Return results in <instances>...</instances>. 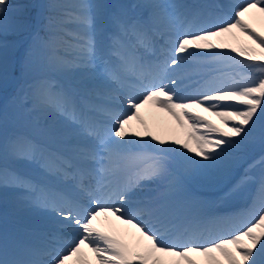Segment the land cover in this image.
I'll return each mask as SVG.
<instances>
[{"label": "snow or ice", "instance_id": "6c2138e0", "mask_svg": "<svg viewBox=\"0 0 264 264\" xmlns=\"http://www.w3.org/2000/svg\"><path fill=\"white\" fill-rule=\"evenodd\" d=\"M209 7L170 0H0V79L18 50L10 34L30 37L21 64L36 73L26 93L36 116L33 132L17 131L14 122L10 128L7 112L0 111V188L21 191L24 208L48 214L38 243L0 229V264H67L82 247L96 264H200L194 257H203V264H264V177L258 215L210 243L199 242V222L176 200V166L197 177L228 175L252 137L258 110L264 116V35L245 19L253 11L264 19V0H236L232 14L220 17ZM235 32L255 47L213 42ZM225 48L243 61L214 51ZM224 59L252 75L220 76L211 67L202 74L205 62ZM74 71L88 81L82 89L49 75ZM148 104L187 126L195 149L187 142L182 148L197 159L155 135L145 133L159 147L126 130ZM260 138L264 142V131ZM21 163L72 181V194L37 181ZM102 216L135 229L142 250L98 227ZM65 233L71 239L63 240Z\"/></svg>", "mask_w": 264, "mask_h": 264}, {"label": "rangeland", "instance_id": "374dc122", "mask_svg": "<svg viewBox=\"0 0 264 264\" xmlns=\"http://www.w3.org/2000/svg\"><path fill=\"white\" fill-rule=\"evenodd\" d=\"M170 0V2H176V3H182V4H189L190 2L195 3L197 2V4L195 5H204L205 2L209 3L210 5H214L216 3L215 0ZM122 2H126L125 0H106V3L109 4H119ZM236 2V0H235ZM213 12H217L219 13V17L222 16V10H213ZM213 17H217L215 15V13H212ZM245 19L253 26L255 25L258 29H262L264 31V19L260 18V14L256 13V12H251L249 14H247V16L245 17ZM28 35H26L25 40L23 41L22 44H20L21 46L25 47L27 46L28 43H30V39L27 41V44H24V42L26 41ZM20 39V36H15L13 34L8 35L7 40L9 41L10 45L11 44H16V42H18V40ZM156 40L158 42V44L162 45L164 43V39H162L161 37H156ZM244 40L241 39V34L239 32H235L234 35H229V36H225L222 38H218V40H214L213 42H223L226 43L228 45H230L231 47H245L244 45H246L244 42ZM18 45V47L20 46ZM223 51L226 52V54L228 56L234 57L236 60H241L243 61L242 57L237 56L235 53H232L228 48L225 49H217L214 51ZM197 51H204V50H197ZM216 62H221L223 64V66H221L220 68L215 69V71L217 72L218 75H226L228 76V73L230 71H228L229 69L235 68V67H239L238 69H236L235 71H238V77L237 79H240L241 76H248V75H252L251 72H246L244 73V68L240 67L239 65H236L232 62V60H228V59H224V60H218ZM227 63V64H226ZM255 63H259V62H255ZM205 65H208L207 62H205ZM16 68L22 69V64H21V57H20V53L16 52V55L10 56L9 59V65H8V69H7V74L3 79H0V94L3 92L4 89H8L9 90L6 92L5 94V98H3V103H2V107H5L6 112H8V116L10 119V128H12L13 126V120L10 118V116H12V114L15 117H18V119H23V120H28L30 121L32 124H34V121H32L30 119V106H29V101L27 98V90H28V85L30 84L31 80L33 78H35L36 73L33 72H25V77L24 79L21 80L22 75V71H19L18 73H20L18 75V73H16ZM24 69V68H23ZM220 71V72H219ZM49 75L51 76V78H61L62 80H65L66 82H70L71 84H73V87L76 88H83L87 85L88 81L86 79V77L79 71H74L72 73L69 74H63V73H49ZM258 73L256 74V76L258 77ZM20 78L21 81H19L17 83V79ZM53 81H55L53 79ZM17 83V84H16ZM2 99V98H1ZM0 99V102H1ZM152 105L148 104L143 106L139 113L140 115H145L148 114V110L150 109ZM4 109V108H3ZM2 111V110H0ZM257 115L260 117L257 120V123L255 125V129L253 131L252 137L250 138L249 142L246 144V146L244 147V149L242 151H240L238 153V159L237 162L235 164V166L232 168L231 172L226 175V176H214L211 178H203V177H197V176H193L189 173H187L183 167L181 166H176L173 169V174L177 173V172H182L183 176L189 177L190 181L193 182V185L195 184L196 186H206L208 188H215L219 185H222V183H224L226 180L229 179V177L234 176L236 172H238L239 170L243 169L242 167H240L242 164H240L239 166L237 164H239L240 162L242 163H246L245 160L247 158V155L251 152L252 148H255L254 143L255 142H261V132H259V134H257L256 129H261L263 130L264 127V116H260L259 110ZM145 119V118H144ZM147 123V122H146ZM219 123V122H218ZM217 123V124H218ZM16 124V123H15ZM216 124V123H215ZM263 125V126H262ZM262 126V127H261ZM20 132H24L22 129ZM187 134V132H186ZM149 143L152 144L154 147H159L160 145L158 144V142H154L151 141L150 138H148ZM187 143L189 144V147L195 149V145L191 142L186 140ZM262 145V143H261ZM166 146V145H165ZM264 146V144H263ZM166 147H171L176 149L177 152H181L183 153V155L185 156H190L193 159H197L194 155V151L193 153H188L187 150H184L182 148V146H166ZM174 159H179V156H175V154H172ZM259 156V155H258ZM254 157L253 159L247 161L248 167H244L245 171L247 174H244L243 171V177H239V179L237 180V185L232 188L230 191H228V193L225 194L224 197V201L226 202H235L237 200H241L243 197H245L246 193H247V188L248 186L251 184L252 180H253V176L252 173L254 171H256V168L258 166V163L261 162L262 159H257V157ZM245 176L248 177L247 180L243 179ZM178 178H180V176H178ZM179 182V184L185 183L187 180L185 179H180L177 180ZM189 183L187 181V183ZM24 196V193H22L19 190L16 189H4V188H0V204L4 207V210L0 213H11L12 211H18L19 208H21V200L22 197ZM255 203H257L256 205L259 206L261 204V197L257 198ZM198 204H200L202 206V204H205L206 206L208 205L207 200H202V199H193L190 202H187L186 204H183L182 207H186L187 209L189 208H193L195 206H197ZM259 208V207H258ZM8 209L7 212H5ZM250 215V214H249ZM3 216L0 215V218H2ZM254 219V218H253ZM252 221V220H251ZM251 221H249L246 225H241V224H235L234 227H242V228H237L236 230H241L243 229L245 226H247ZM231 223H235L229 220V218H224V219H220V221L218 222H214L213 224H211L210 226H205V228L202 230L203 234H208L211 231V228H217V229H222L223 225H230ZM218 238V237H217ZM215 238V239H217ZM215 239L211 240L210 242L214 241ZM209 242V243H210ZM146 243V242H144ZM141 247V246H139ZM143 247V245H142ZM142 247L139 250H142ZM195 259H197L198 261H200V264H203L204 258L203 257H194Z\"/></svg>", "mask_w": 264, "mask_h": 264}, {"label": "bare ground", "instance_id": "6f19581e", "mask_svg": "<svg viewBox=\"0 0 264 264\" xmlns=\"http://www.w3.org/2000/svg\"><path fill=\"white\" fill-rule=\"evenodd\" d=\"M29 39L30 37H28L27 41ZM203 75L206 76L205 74ZM196 79H201V77L193 76V80ZM187 83L192 84V80L187 81ZM184 94L188 95L191 93L186 92ZM193 111L198 112L200 115L204 116L208 120H211L212 122H217L216 118L208 113L201 112L199 109H195ZM126 130L129 133H139L140 137H143L144 139L150 138V136H145L146 132L150 133L151 135H155L159 139L164 140L166 142V146H182L185 142H187V126L185 125L184 127H181L180 125H177L176 121L173 120L171 116H169L166 112L154 107L153 105L148 110V114L140 115L139 113V119L131 121L129 125L126 126ZM138 138L139 137H133V139ZM55 147L62 149L63 144H57ZM34 178L37 181L47 184L54 189L63 191L65 193L71 192L68 195L72 194L73 185L68 182L69 180H62L61 178L55 176H51V181H47L40 176H35ZM186 190H183V188L179 187L176 193V200L179 204L188 202L189 199L185 195ZM47 215L48 214L42 211H32L21 206V208H19V210L15 213V216L19 222L29 227V231L26 230L23 235H20V239L23 241H32L38 243V236L36 234L44 229L47 223ZM96 225L102 230L110 231L118 239H120L121 242L128 245V247L134 251H139V249L142 247V244L139 243L142 240V238L139 236V233H137L135 229L128 225L120 224L119 221H116L113 217H99L96 221ZM28 232H30V235L34 237V239L28 238ZM62 239L68 240L71 239V236L65 233ZM80 260H86L88 264H96L95 258L90 250L83 247L81 249V255L71 258L67 264H79Z\"/></svg>", "mask_w": 264, "mask_h": 264}, {"label": "trees", "instance_id": "16d2710c", "mask_svg": "<svg viewBox=\"0 0 264 264\" xmlns=\"http://www.w3.org/2000/svg\"><path fill=\"white\" fill-rule=\"evenodd\" d=\"M24 2H31V3H34V0H24ZM57 2H59V0H57Z\"/></svg>", "mask_w": 264, "mask_h": 264}]
</instances>
